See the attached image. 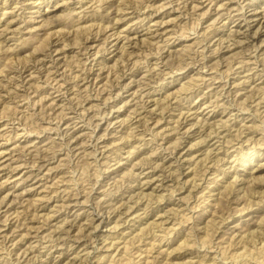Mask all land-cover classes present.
<instances>
[{
  "label": "rangeland",
  "instance_id": "rangeland-1",
  "mask_svg": "<svg viewBox=\"0 0 264 264\" xmlns=\"http://www.w3.org/2000/svg\"><path fill=\"white\" fill-rule=\"evenodd\" d=\"M3 1L4 0H0V39L4 41H0V43L4 44V49L9 51H0V79H2V81H0V91H2V95L0 96V153H3L2 156L0 155V187L5 188L3 189L4 193L10 190L13 194L8 196L10 199L0 210V214H4L9 207L12 208L14 213L11 215L13 221L12 228L9 229L12 241L7 243L10 249L2 248L3 243H0V264H6L4 261L7 259H14L15 251L23 250L30 244L35 245L37 241H39L38 245H40L41 242H47V239H41L40 236H37V233L34 232L28 237L24 236L27 229L16 228L18 230L13 232V227L20 221L24 222L31 217H36L37 220H34L33 223L38 226H43L39 227V230H44V233L50 232V229L55 228L56 225L62 224L61 220L67 214L66 207L62 205L65 203V199H63L62 195H69L72 191L76 192L77 189L81 191L80 194H84L83 196L80 195V200L83 202L87 196H89L90 199H94L95 196L102 195L104 193L102 191L107 192L109 189H114L112 192L115 190L119 192L122 188L124 189L125 186L128 188V184H132L133 188L129 190L130 196H128L127 193L123 199L127 201L128 204H133L144 192L148 195V198H153L152 201L159 199L160 205L164 206L165 201H160V198L162 195L169 196L171 192L170 189L174 184L179 186L181 183H186L188 179V184H190L196 179L194 177V171H192L193 169L195 170V167H193L195 166V162L193 163V160H189L187 161L188 163L185 164V162H182V158V160L176 161L171 165L172 168H177V165H181L179 167L182 171L180 175L181 181L178 183L177 181H168L166 178L163 180L162 178L164 176L161 171L153 175V169L149 168L151 165L150 162L142 167L135 166L133 168L131 165H134L136 162L148 160L151 157L152 151L155 149L154 147L160 144L168 145L171 140L175 139L179 135L176 131L171 130L173 128L172 126L176 124L175 120L182 110L187 111L189 106H193L199 103V101L204 102L201 103V106L197 109L196 113L198 115L200 113L199 117L205 116L212 121V123L215 121L222 123L227 120L230 124H233L236 118L242 120L243 117H245V120H242L247 126L245 127L244 125L242 127L245 129L244 136L246 134L248 136H254L253 142H256V146H252L254 143L245 144L240 153L241 157H245V162L237 163L240 170V182L236 183V187H240L241 189L244 188L241 193L244 194V197L242 198V203L235 209L239 210L244 204L247 206L254 205L253 207H248L242 213H237L236 217L229 221V224L230 226L237 225L238 227L232 234L234 235L236 233L234 236V243L237 241L235 247H239V250L243 252L246 250L245 254H248V259H251L248 261L245 260V264H264V154L261 155L264 151V131L262 125L259 124L261 123V115L254 112L256 110L254 106L256 102H254V105L249 109L233 107V111L229 113V109H227L226 112H220L223 110V106L216 107L219 112L217 111V113H215L216 116H213L214 108L213 105H211L210 98H202L203 96H210V87H205L203 84V86L201 85V89L203 90L199 89L196 92L198 95L194 93L193 97L187 98L191 94L190 92L198 87L197 83H202L201 72L212 74L216 77L222 75L223 78L219 77L215 84L228 81V90L231 89V91L234 92L239 88L240 94H238L237 98H239L241 106L247 107L248 104L251 105L250 97L247 94L252 92V90L255 91L256 96L259 94L264 96L263 78L257 79L252 85H249V83L236 84L244 79L246 73L251 74L255 72V70H263L264 68V31H262L260 37L257 38V44L244 41L242 45L237 46L238 43H236V40L238 38V40H242L244 36H234L233 34L230 36V33L233 32L232 29L238 27L239 20H237V17L240 16V9H238V7H240V4L248 6L250 0H215L219 4L222 1L229 2L230 8L226 15L219 16L217 19V14L213 6L217 7L218 4L211 3L210 0H176L182 7H178L179 5L176 2L171 3L170 1L172 0H126L131 3L133 8L124 9L122 11L125 20H121L117 26L115 25V28H111L113 24L112 15L107 21L104 20L106 22L105 25L111 21L108 28L105 29L102 28L101 24L104 21L101 23L96 21L94 25H90L93 22L88 20V14H97L96 10L99 8V1L96 0H80L78 2H74L77 0H45V2H43L44 0H18L20 2H18L17 6L13 3L16 0H9L10 3H13L11 7L9 1H7L8 3L6 5ZM112 1L118 2L119 0H111V2ZM254 2L255 3L252 5L253 8H259V11L264 9V0H254ZM47 3L53 7H57L51 13L49 12L50 15L46 12L48 9ZM109 4L110 3L104 4L101 10L103 8L107 9V11L111 10L112 6L109 8ZM196 4L198 6L195 7L194 5ZM115 6L116 3L113 4V7ZM209 6V9H213L212 13H209L210 10H207ZM4 11L12 12H8L4 15ZM144 11L145 13H143ZM150 12H152V14ZM230 12L231 16L229 14ZM84 13L87 17L84 16L83 19L81 16L80 18L79 15H83ZM143 15H147V18L145 20H140V16L142 17ZM137 21L143 22L139 23ZM79 22L80 25H83V28H81L82 26L78 28L77 24ZM198 23L200 24L198 25ZM253 23H257L256 26L252 28L256 30L262 22L256 20ZM9 25L10 28L6 30ZM159 25L166 26V30L165 28L157 30ZM132 26L133 28L137 27V30H140L141 34L137 35L138 38L133 39L132 47L129 45L126 46L125 49L127 52L125 53L124 49V53H122L121 46L125 43L129 44V41L127 38L117 40L116 38L119 35L117 31H121V36L123 37L128 34L132 36L135 34L130 29ZM148 26L150 29H148ZM127 29L129 31H127ZM262 30H264V28H262ZM149 31L154 32L151 34L145 33ZM155 31L158 32L155 33ZM77 32H81V35L79 36L78 34L77 36ZM115 32L117 33L115 34ZM215 33H217V35L213 36ZM88 35L89 39L86 40V36ZM107 35H110L108 39V41H111L110 44H108ZM145 37L146 39H144ZM227 44H231L230 48H233V50L229 51L228 49L230 48L222 46ZM36 45L39 46L40 51L37 50V55L45 57L44 65L41 67L34 66L33 57L34 55L37 56L34 50ZM203 45H207L205 51L208 56L214 58L213 66L199 69L202 64L200 65L201 62L197 61V58L202 57L201 51L204 48ZM22 46L23 51L14 57L15 54H12V51H10L11 48ZM87 46L89 48H86ZM220 46L222 49L216 52L217 48ZM98 49H100V51H97ZM128 51H132V54H128ZM46 52L51 55L45 56ZM247 53L255 54L256 57H254V60L257 59L262 62V65L255 67L256 69L240 74L239 71L236 72L239 68L237 64H235V71L230 72L231 68L229 65L231 62L229 61L235 58L236 60H240L246 57ZM87 58L89 59L87 60ZM219 60L222 61V63L217 65ZM135 61L137 63L135 67L140 70L136 79H142L144 83L140 84L139 81H133L130 87H127L118 95V89L114 86L112 89L111 84L115 82L118 84L119 80L124 81L123 75H130V69H128L127 72L126 69L128 67L131 68ZM54 62L56 64L55 67ZM127 62V67H125ZM167 63L170 66H167ZM256 64L257 63H253L251 66H257ZM91 65L92 68L90 67ZM153 66H156V69H153ZM18 68L23 69L25 77L24 82H21L22 77L20 79L19 77L15 78L14 74ZM152 69L153 72H161L159 73L158 83L154 82L153 78L151 81L150 77H143L144 74L148 75L149 71ZM166 71H170V73H166ZM87 72H92L94 76L96 73L102 74L103 79L99 85L97 86L94 84L92 87L94 88L96 86L95 89L88 90V87H85L86 85L81 87L82 83L85 82L84 80L80 81V85H74L78 82L77 75L80 74L81 78ZM8 74L12 76V78H10ZM229 74L230 76L227 77ZM56 75L58 81H60L59 84L63 82L62 79H67V82H69L64 83L67 87H60L62 91H57V89L53 87L56 85L57 81H53L52 79ZM104 76L106 77L104 78ZM49 77L52 79L48 80ZM8 78L9 80L12 79V81H8ZM129 80V77L125 78V81ZM51 81H53L52 84L50 83ZM162 83H166V86ZM59 84H57L56 87H58ZM255 85L256 88H253L252 86ZM102 86L105 88L102 95L104 94V96L109 97L111 96L109 92H112L113 95L109 103L111 105L113 103L116 104V109L104 118L102 114L105 113L108 106L106 107L103 102L101 103L102 107L99 105L96 106L95 103L102 101L99 98H92L90 102L86 100L88 96L95 97V93ZM142 86H146V89L151 91L149 95L144 96L146 101H144L145 106L143 102L139 105H137L138 103L135 104L137 101L140 102V98H135V96L132 95L134 91L140 90ZM78 87L81 88L78 89ZM232 94L231 97L236 95L235 92ZM241 95L243 96L241 97ZM213 98H215V95ZM128 99L131 103L124 106L125 101ZM243 99L247 102H242ZM236 100L237 99L232 102L233 105L236 104ZM71 104H84L89 108V114L87 113V118H85V122L88 123L87 127H82L79 131L81 135L79 141L83 139V142L79 143L72 151L70 150L71 146L66 147L64 145L65 143L61 141L55 129L49 128L57 124H62V119H66L62 118L65 111L71 115L69 113L70 109L67 107ZM262 105L261 110L264 109V102H262ZM136 108H138L137 112H135ZM145 114L147 118L150 117V115H153L154 118L145 122ZM162 114H164V117L156 124V119L162 116ZM118 115H120V117H118ZM113 116L114 120H118V122L115 126H110L108 131H105L107 119L109 117L113 118ZM193 116L195 115L189 117V122L195 120ZM98 122L103 128H100V126L97 128ZM257 124L259 125L257 126ZM64 125L65 124L62 126ZM136 125L138 127L134 129V135H128L127 133L131 130V127ZM237 127H239V125H236L234 130H231L233 134L237 132ZM95 129L96 131L94 132ZM190 134L191 135H185L184 143L178 150L180 151L179 153H189L188 156L192 157V159L202 158L205 148L211 146L217 139L210 138L207 140L209 141L208 144L206 142L199 145L196 143H199L201 139L199 136L200 133L196 131ZM96 135L100 137L97 141L100 145V149L95 154L96 156L98 155V159L94 160L96 156L93 153L94 147L90 142ZM161 135H165L166 138L162 140ZM122 136H125L124 139L121 138ZM228 137L230 138L233 136L230 135ZM153 138L157 140L153 141ZM125 140L128 142L125 143ZM234 140L235 142L238 141H236V139ZM27 141L29 144L24 146ZM19 144L21 146H19ZM34 144L43 147V155L48 154L47 156L54 157L51 162H46L42 170H39V168L36 167L37 165L33 167L32 164L34 159L32 157L29 158L28 155L34 153L35 147L32 146ZM199 147L201 148L199 149ZM101 150L105 153L103 154L102 152L101 154ZM130 150L135 151L130 155ZM70 152H73V155L72 153L70 154ZM184 157L188 159L186 155ZM111 158H113L111 165H108L107 162ZM25 159H27V163H25ZM171 161L166 165H169ZM190 163L192 164L191 168L189 167ZM15 166L17 168H15ZM131 169L135 171L144 170V173L140 174L138 180L131 179L133 181H128L130 179L128 172H130ZM38 172H40V174L36 175ZM202 172L203 168L199 173L201 174ZM31 173L32 175H30ZM158 174H160V177H156L148 184L138 185L140 184L139 181H149ZM231 174L232 175H227L224 179L227 180V184L234 180V172ZM241 178H243V180H241ZM124 179H127V182H125ZM222 183L226 182L222 181ZM163 185L166 186L163 187ZM56 189L58 191H55ZM181 190L178 189L174 192V202L165 206V208L161 207V211L157 209L152 210V208H150L141 221L139 220L140 217L136 216L135 219L129 217L128 221L118 227V230L125 229L126 232L130 233L131 230H135L134 228H137L136 231H139V227H142L144 231L140 232L138 237L142 240H151V237L147 235H151V230H153L151 227L158 225V223L160 226V221L167 218V212L164 213L165 209L171 206L175 208L186 206L185 204H181L182 200H180V197H184L187 192H182ZM233 194L234 191L229 194V196H232V199L233 196H235ZM113 196L114 194H111V192L107 194L108 199ZM146 198L147 196L144 197V200ZM262 199L263 201L260 202ZM192 201H194V197ZM194 203L195 202L192 204ZM86 204V208H88L91 203L89 202ZM157 204V202L154 203V205ZM231 205L235 206V203L227 201L226 195L222 203L219 204V208L223 212H226L227 215V210H231V212L235 210ZM203 207L204 206L201 205L198 210L194 209L192 212L194 216L198 213L200 214ZM73 208V211L77 210L81 211V213L84 211L78 209V205ZM96 212L97 211H94L93 215L97 219L98 215L95 214ZM17 213H20L19 220L17 219ZM162 213L163 215L159 216V214ZM88 214L89 211L82 214V219L79 223L83 222V226L91 220L87 218ZM139 214L143 215V209L139 211ZM48 215H51L49 217V219L51 218L50 223L47 219ZM28 216L29 218L25 219ZM100 216L102 218L104 217V220L98 228L92 230V234H94V236L96 235V237H93L95 242L89 246V257L81 264H102L106 260H99L102 256L107 258V263H109V260L112 259V255H117L113 257V259H117L114 264H124L127 260V258L125 259L126 255H130L134 259L137 253L134 254L133 252L138 249V247L135 246L132 247L133 251L118 254L126 243L122 240L120 242H115L118 246L112 245L109 246L110 248H106L111 244V241L117 240V230L113 228L117 223L112 220L110 221L106 215L103 216L100 214ZM91 217L92 213L89 215V218ZM210 217L211 216L208 218ZM2 218H5V216L2 215ZM195 218V222H189L188 220L183 221L182 224L176 225V227H179L177 231L183 228H186V230L178 237L173 233L174 238L177 237V239L171 242V245L168 244V242L172 238L168 239L165 244L164 242H155L151 249V254L153 253L154 256L156 255L157 258H155L152 264H194V262H196L195 264H199L204 260L207 261V263H212L213 260H215L213 258H206L202 255L190 253L191 251H197L199 248L201 250L200 253L204 255L206 246H202L201 242L207 243L210 236L206 233V220H208V218L200 225L205 228L197 230L196 227L198 222H201L203 219L201 217L199 218V216ZM219 219L220 217L217 218V221ZM100 220L101 218L97 220L96 223ZM164 222L163 225L165 226L172 224V222ZM129 223L130 227L127 226ZM192 224L193 226L196 225L195 228H191ZM0 225H2V229L5 228L3 222H0ZM215 226H213V228H215ZM72 229L73 234L79 231L78 227H73ZM224 230H227V228H220L213 234L215 242L222 243V248H218L217 244H215L213 248L207 246L209 254H214L215 251H217L219 257L222 258V256L228 255L229 252H234L235 247H227L226 245H228V243L223 242L225 239L222 236ZM244 234L245 236L242 237ZM130 236L131 235H129V237ZM188 236L189 239L185 240ZM74 238L75 237L72 235L68 241L70 240L69 242L73 243L75 241ZM1 240L0 238V242ZM129 242L130 240H128L127 243ZM141 244L144 245V242L142 241ZM148 246L150 247L151 245ZM61 247L63 249L72 248L67 245ZM163 249L168 250L164 251ZM40 250L45 249L41 247ZM69 252L71 257L69 260L64 255L60 256L58 252L55 253V255L58 256L56 258L58 263L52 262L51 264H73L72 260L74 258L72 257L76 252H74V248ZM164 252H166L165 256ZM37 253H39V251ZM77 253L85 257L87 252L85 249L78 248ZM144 254L147 253H143V255ZM44 257L47 258V255ZM141 258L144 260V256ZM191 260H193V263L190 262ZM78 262L79 261L75 263L77 264ZM220 263L221 260L215 262V264ZM7 264H12V261H9ZM223 264L228 263L225 262Z\"/></svg>",
  "mask_w": 264,
  "mask_h": 264
},
{
  "label": "bare ground",
  "instance_id": "bare-ground-1",
  "mask_svg": "<svg viewBox=\"0 0 264 264\" xmlns=\"http://www.w3.org/2000/svg\"><path fill=\"white\" fill-rule=\"evenodd\" d=\"M7 1H9V0H4L3 3H5V5H6L8 3ZM78 1H80V0H77L74 2H78ZM96 1H99V3H98L99 8L96 10L97 11L96 15L95 14H93V15L88 14V20H91L93 22L90 25H94V23H96V21L98 23H101L104 20L107 21L113 15L112 16V21H113L112 23L113 24H112L111 28H115V25L117 26L121 20H125V18L123 17L122 11L124 9L133 8L131 3L127 2L126 0H119V1L116 0L118 2H115V1L111 2V0H96ZM178 1L172 0L170 2L171 3L176 2L179 5ZM228 1H230V0H228ZM18 2H20V1L16 0L13 3H15L16 4L15 6H17ZM43 2H45V0ZM210 2L218 4L217 7L213 6V9L215 10V12L217 14L216 19L219 16L226 15L227 11L230 9L229 8V2H223L222 1V2H220V4L218 2H216L215 0H210ZM9 3H10V1H9ZM13 3H10V7L12 6L11 4H13ZM108 3H110L109 8H111V6H112V9L107 11V9L103 8L101 10V7H103L104 4H108ZM115 3H116V6L113 7V4H115ZM254 3H255L254 0H250L248 2V6H246L244 4H240V7H238V9H240L239 10L240 16L237 17V20H239L238 27L236 29H232L233 32L230 33V36L232 34L234 36H237V35L238 36L239 35L244 36V38H242V40H238L239 38L236 40V43H238L237 46L242 45V43L244 41H246L248 43L257 44L256 43L257 38H259L262 31H264V30H262V28H264V9L259 11V8H253L252 5ZM47 6H48V9L46 11L47 14H49V12L51 13L52 11L55 10V8H57L56 6H54V7L51 6L49 3H47ZM81 6H83V5H81ZM194 6L196 7L198 5L196 4ZM178 7H182V6L179 5ZM4 8H7V7H4ZM40 8H41V6H40ZM209 8H210V6L207 8V10H210L209 13H212L213 9H209ZM8 12H12V11H4L3 14L5 15ZM108 13H110V14H108ZM143 13H145V11ZM150 13L152 14V12H150ZM150 13H149V15L151 16ZM229 14L231 16V12ZM119 15H122V16H119ZM79 16H80V18L82 16L83 19H84V16L87 17V15H85V13L83 15L81 14ZM146 18H147V15H143L142 17L140 16V20H145ZM114 19H115V21H114ZM256 20L258 22H262V23L258 26V28L256 30H253L252 28H254L257 24V23L255 24L253 22ZM105 21L103 23H101L102 28H104V29L108 28L109 24L111 23V21H110L107 25H105V23H106ZM137 22L142 23L143 21H137ZM199 24L200 23H198V25ZM77 25H78V28L80 26H82L81 28H83V25H80V22ZM9 28H10V25L6 28V30H8ZM164 28L166 30V26L159 25L157 27V30H161ZM130 29H131V31H133L135 33L132 36H131V34H128L127 36L123 37V36H121V31H119V30L117 31L119 33L118 37L116 38L117 40L127 38L129 41V44L125 43L121 46L122 53H124V49L126 46L129 45L130 47H132L133 39L138 38L137 35L141 34L140 30H137V27L133 28V26H132V28L130 27ZM148 29H150L149 26H148ZM127 31H129V30L127 29ZM117 32H115V34ZM153 32L154 31H152V32L149 31V32H145V33L151 34ZM157 32L158 31H155V33H157ZM78 34L80 36L81 32H77V36H78ZM216 35H217V33L213 34V36H216ZM86 37H85L86 40L89 39V35ZM109 37H110V35L109 36L107 35V41H108ZM144 39H146V37ZM0 41L3 42L4 40L0 39ZM110 43H111V41H108V44H110ZM3 45L4 44L0 43V51H3V52L9 51L7 49L5 50ZM203 46H204V48L201 51L202 57L197 58V61L201 62L200 65L202 64V66H200L199 69H201L202 67H208V66L212 67L213 66V59L214 58L209 57L207 52L205 51V48H207V45H203ZM222 46H227L228 48H230L231 44L222 45ZM105 47H106V45H105ZM86 48H89V47L87 46ZM220 49H222L221 46L217 48L216 52H219ZM34 50H35L36 55H37V53H38L37 50L39 51V46L36 45ZM108 50H109V48H108ZM228 50L229 51L233 50V48L232 49L230 48ZM10 51H12V54L14 53L15 54L14 57H16L17 54H20L23 51V46L11 48ZM97 51H100V49H98ZM88 52H90V51H88ZM126 52L127 51L125 49V53ZM128 54H132V51H128ZM47 55H51V54H49V53L47 54V52H46L45 56H47ZM212 56H213V53H212ZM130 57H131V55H130ZM254 57H256L255 54L247 53V56L240 59V60H236V58L230 60L229 61V62H231V64L229 65V67L231 68L230 72L235 71L234 70L235 64H237V66L239 68V70H236V72L239 71L240 74L244 73L246 71L256 69L255 67H259V65H262V62L258 61L257 59L254 60ZM158 58H160V57H158ZM88 59L89 58H87V60ZM33 60H34V66H36V67L40 66L41 67L44 65L45 57H40L39 55H37V56L34 55ZM37 63H38V65H37ZM220 63H222V61L219 60L217 62V65H219ZM253 63H257L256 64L257 66H251V64H253ZM127 64H128V62L126 63L125 67H127ZM135 65H137L136 61L132 64L131 68L128 67L126 69V72L128 71V69H130V72H129L130 75H128V74L123 75L122 74L124 81L119 80L118 84H116V82L111 84L112 89H113V86L118 89V91H117L118 95L121 94L122 91L125 90L127 87H130L133 81H139L140 84L144 83V81H142V79H136L137 75L140 73V70L137 69L135 67ZM55 66H56V64L54 62V67ZM167 66H170V65L167 63ZM23 67H25V66H23ZM90 67L92 68V65ZM155 67L156 66H153V69H156ZM84 69H85V67H84ZM153 69L151 71H149L148 75L144 74L143 77H145V78L150 77L151 81L153 78L154 82L158 83L159 73H161V72H153ZM55 72H57V71H55ZM166 73H170V71H166ZM92 74H93L92 72H87L81 78H80V74H78L77 75L78 82L74 85H80V81L84 80L85 82L82 83L81 87L83 85H86L85 87H88V90L95 89L96 86L94 88H92L93 85L96 84L98 86L103 78H102L101 73H96L95 76ZM14 75H15V78L19 77V79L22 77L21 82H24L25 77H24L23 69L18 68V70L15 72ZM8 76H9V74H8ZM226 76H224V77H226ZM229 76H230V74L227 77H229ZM9 77L12 78V76H9ZM105 77L106 76H104V78ZM127 77L130 78L129 81H125V78H127ZM156 77H158V78H156ZM219 77L223 78L222 75H220ZM219 77H216L212 74L201 72V82L202 83L198 82L197 83L198 87L193 89V91L190 92L191 94L187 98H189L191 96L193 97L194 93H195V95H198V93L196 94V92L199 89L203 90V89H201V85L203 86V84L205 87H210V91H209L210 96H203L202 98L203 99L206 97L210 98L211 105H213V108H214L213 116L214 115L216 116L215 113H217V111L219 112V110H217L216 107L223 106V110H221L220 112L221 113L226 112L227 109H229L228 110V113H229V112L233 111V107H238L239 109H241V108L249 109L251 106L254 105L253 103L256 102V104L254 105L256 107L255 108L256 110L254 112L257 113L258 115H261V118H260L261 123H259V124L262 125L263 131H264V109L261 110V108L263 106L262 102H264V96L260 95V94L258 96H256L255 91L252 90V92L247 94L250 97L251 105L248 104L247 107L241 106L239 103V98H237L238 94H240V92L238 90L239 88H237L234 91L236 93V95L231 97V95H233L232 93H234V92L231 91V89H229V90L227 89V86L229 83L228 81H226L224 83H220V84H215L217 82L216 80ZM262 78L264 79V68H263V70H255V72H253L251 74L246 73V76H244V79L241 80L240 83H236V84L240 85L241 83H243V84L249 83V85H252L253 82H255L257 79H262ZM51 79L52 78L49 77L48 80H51ZM164 79H165V77H164ZM52 80L57 81L56 85L59 84V82H60V81H58L57 75L55 77H53ZM62 80H63V82L60 83L58 85V87H56V85L53 86L57 89V91H62V89H61L62 87H64V86L67 87V85H64V83H69V82H67V79L66 80L62 79ZM0 81H2V79H0ZM8 81H12V79L9 80V78H8ZM53 81H51L50 83L52 84ZM162 84L165 85L166 83H162ZM81 87H78V89H80ZM252 87L256 88V85L252 86ZM104 90H105V88H104V86H102L95 93V97L94 96H88L86 99L88 102H90L92 98H94V99L99 98L102 101L95 103L96 106L99 105L102 107V105H101L102 102L104 103V105L106 107L108 106V109H106L105 113L102 114L103 118L105 116L110 115L116 109L115 103H113L112 105L109 103L111 101V98L113 95L112 92H109V95H111V96L108 97V96H104V94L102 95V92ZM128 91H129V89H128ZM150 93H151V91L146 89V86H142L140 90L134 91V93H132V95H134L135 98H140V102L137 101L135 104L138 103L137 105H139L140 103L143 102V105L145 106L146 101H145L144 96H147ZM245 94H243V95H245ZM1 95H2V91H0V96ZM186 95H188V94H186ZM214 95H215V98H213ZM243 95H241V97ZM235 99H237L236 100L237 102H236V104L233 105L232 102L235 101ZM242 102H247V101L243 99ZM130 103L131 102L128 99L125 101L124 106H126ZM190 103H192V102H190ZM201 103H204V102L199 101V103H196L193 106H189L187 111H184V110L181 111L178 118L175 120L176 124L174 126H172L173 128L171 129L172 131H176V133L179 134L175 139L171 140L168 145L160 144V145L154 147L155 149L152 151L151 157L148 160H145L144 162H142V161H140L138 163L136 162V163H134V165H131V167H133V168L135 166L142 167L143 165H147L150 162L151 165L149 166V168L153 169L152 170L153 175H155V174H157V172L161 171V173H163V176H164L162 178L163 180L166 178L168 181H172V182L177 181V183H178L181 181L180 175L182 174V171L179 168L181 165H177V168H172L171 165L174 164V162H176V161L182 160V158H183L182 162H185V164H187L188 163L187 161H189V160H193V163L195 162L194 163L195 166H193V167H195V170L193 169L192 171H194L193 173H194V177L196 179H194L193 182H191L190 184H188L189 179L187 180L186 183H184V184L181 183V185H179V186L174 184L175 186L173 185L170 189L171 190L170 195L169 196L162 195V197L160 198V201L161 200L165 201L164 206L160 205V203L158 201L159 199H155L154 201H152L153 198H151V197L148 198V195H146L144 192H143V195L139 196L138 199L133 204H128V202L124 201L123 199L127 193H128V196H130L129 190L131 188H133L132 184H128V188H126L127 186H125V188L124 189L122 188L119 192H118V190H115L114 192H112V190H114V189H109L107 192L102 191L104 193L102 195L95 196L94 199H90L89 196H87V197H85V200H83V202L80 200V195L83 196L84 194L83 195L80 194L81 191L77 189L76 192L72 191L69 195H67V194L62 195L63 199H65L64 200L65 203H63L62 205L65 206L68 211L66 210L67 214L61 220L62 224L56 225L55 228L50 229V232L44 233V230H42V229L39 230V227H43V226L42 225H40V226L35 225L33 223V221L37 220L36 217L29 218V216L25 218V219L29 218L27 221H24V222L20 221L15 227H13V230H12L13 232L18 230L16 228L27 229V232L24 233V236L28 237L34 232V233H37V236H40L41 239H47L46 240L47 242H41L40 245H38L39 241H37V244H35V245L30 244L27 248H24L23 250L21 249L20 251H15V258L14 259L10 258V259L5 260L4 262H6V264L9 261H12V264H16V263L17 264H51L52 262L58 263V261H56V258L58 256H56L55 253L58 252L60 256L64 255L69 260L71 258L69 251H71V249L74 248V252H76V254L73 255V257H72V258H74L72 260V263L76 264L75 262L79 261L77 264H81L84 260H86L89 257L88 256L90 253L89 252L90 251L89 246H91L92 243L95 242L94 241L95 239L93 237H96V235L94 236V234H92L93 233L92 230L94 228H98L100 226V224L102 223V221L104 220V217L102 218L100 216V214H102L103 216L106 215L107 218L110 219V221L112 220V221L117 223V225L115 224L113 226V228H116V230H117L116 231V233H117L116 239L117 240L111 241V244L108 245V247H106V248H110L109 246H112V245L118 246V244H115V242H120L121 240L124 243L125 242L126 243L120 249L118 254H122L123 252L127 253L130 251H133V248H132L133 246L138 247V249H136V251L133 252L134 254L137 253V255L134 256V259L130 255L127 256L125 254L126 255L125 259L127 258V260L124 262V264L125 263L126 264H152V262L155 260V258H157L156 255L154 256L153 253L151 254V249H152L153 245L155 244V242H157V241L160 243L164 242V244H165L168 239L172 238L168 242V244L171 245V242H173L175 239H177V237L179 235H181L182 232L184 233L186 230V228H183L182 230L177 231L178 230L177 228H179V227H176V225L182 224L183 221H188V220H189V222H195L196 216H199V218L201 217L203 219L201 222L200 221L198 222L196 230L201 229V228H205L204 226H200V225L203 224L209 216H211L210 218H208V220H206L207 231L204 230L210 236H209V241L207 243L201 242L202 246H206L204 249V251H206L204 255L200 253L201 250L199 248L197 251L196 250L191 251L190 253L202 255L203 257H206V258L215 259V260H213L212 263L211 262L207 263V261L204 260L203 262L201 261L199 264H215V262L218 260H221L220 264H223L225 262H227L228 264H234V263L245 264V262H244L245 260L246 261L251 260V259H248V254H245L246 250L243 252L242 250L241 251L239 250V247H235L237 244V241L234 243V236L236 235V233L234 235H232V234L235 232V229L238 227H237V225L230 226L229 221L233 220L236 217L237 213H242L245 209H247L248 207H253V205H254L253 204V205L247 206L246 204H244V206H241L239 208V210L235 209V208H237V206L239 204L242 203V200H243L242 198L244 197L243 196L244 194H241L242 191L244 190V188L241 189L240 187H238V188L236 187V183L240 182V179H239L240 170L237 166V163L245 162V157L243 158L240 156L241 150H243L245 144L254 143L253 142L254 136L253 135L248 136L247 134L244 136L245 129L242 127L244 125H245V127H247V126H246L245 122H243L242 120H245L244 119L245 117H243L242 120H239L236 118L234 120L233 124H230L227 120H225V122L223 121L224 123L223 122L218 123L217 121L212 123V121H210L205 116L199 117L200 113L198 115L196 112H197V109L201 106ZM82 105H84V104H82ZM82 105L71 104V105L67 106L70 109L69 113L71 115H69L68 112L65 111L62 118H66V119H64V120L62 119V124H57L56 126L49 127L51 129H55L56 133L59 134L61 141H63V143H65L64 145L66 147L71 146V148H70L71 151L79 143L83 142V139H82V141H79V139L81 138L79 131L81 130L82 127H85V126L87 127V124H88L85 122L86 121L85 118H87L86 114L88 113L89 108L86 105H84V106H82ZM137 111H138V108L135 109V112H137ZM191 115H195V116H193V118H195V120L189 122V117ZM145 116H146V119L144 120L145 122L150 121V119L154 118L153 115H150V117H148V118H147L146 114H145ZM118 117H120V115H118ZM162 117H164V114H162V116H160L158 119H156V124L159 123V121L162 119ZM115 118H117V117H115ZM130 120H132V119H130ZM117 122H118V120H114V116H113V118L109 117L107 119L105 131H108L110 126H112V125L115 126V124ZM60 123H61V118H60ZM63 124H65V125L62 126ZM259 124H257V126ZM90 125H91V122H90ZM236 125H239V127H237V129H236L237 132L233 134L231 132V130L232 129L234 130V127ZM99 126H100V128H103V126H101L100 123L98 122L97 128ZM136 127H138V126L137 125L132 126L131 130L127 134L128 135H130V134L134 135V129H136ZM95 131H96V129L94 130V132ZM196 131H198L200 133L199 136L201 137V139L199 140V143H196V144L202 145L203 143H206V142L208 144V142H209V141H207L208 139H210V138L211 139L217 138V139L211 146H207V148H205L204 156L202 158L192 159V157L188 156L189 153L188 154L187 153L183 154V152L179 153L180 151L178 149L183 145L185 135H191L190 133H192V132L195 133ZM2 134H5V133H2ZM17 134H19V133H17ZM263 134H264V132H263ZM165 135L164 136L161 135L162 140H164L166 138ZM230 135H232L234 138L233 137L229 138L228 136H230ZM124 137L122 136L121 138L124 139ZM9 139H11V138H9ZM99 139H100V137H98L96 135V137H93V139L90 142V144H92L94 147V150H93L94 155L100 149V145H99V143H97V141ZM234 139H236V141L237 140L238 141L235 142ZM152 140L156 141L157 139L155 140V138H153ZM124 142L126 143L128 141L125 140ZM237 143H239V144H237ZM27 144H29L28 141L24 144V146ZM19 146H21V145L19 144ZM32 146H34L35 149H34V153L28 154L29 158L32 157L34 159L33 164H32L33 167H35V165H37L36 167L39 168V170H42V168L44 167L46 162H51L54 157L47 156L48 154L43 155L42 154L43 153L42 152L43 151L42 146H38V145L36 146V144H34ZM252 146H256V142ZM121 148H122V146H121ZM200 148L201 147H199V149ZM231 148H232V150H231ZM134 151L135 150H130V155ZM73 152H70V154L72 153V155H73ZM102 152L103 151L101 150L100 153L102 154ZM164 152H168V153H164ZM104 153L105 152H103V154ZM2 154L3 153H0L1 156H2ZM74 154H76V153H74ZM262 154H264V151L261 153V155ZM185 155L188 157V159L186 157H184ZM97 156L95 157L94 160L98 159ZM153 156H156V157H153ZM113 158H111L107 162L108 165L109 164L111 165V161ZM120 158H121V155H120ZM26 160L27 159L24 160L25 163H27ZM169 161H171L169 163V165H166ZM191 163L189 165L190 168L192 165ZM20 165H22V164H20ZM15 168H17V167L15 166ZM202 168H203V172L200 174L199 172L202 170ZM49 169H51V168H49ZM142 169H144V168H142ZM232 172H234V175H235L234 180L230 181L227 184V180H224V179H225V177H227V175H232L231 174ZM141 173H144V170L143 171H137V170L135 171L134 169L133 170L131 169V171L128 172V176L130 178L128 181L138 180ZM39 174H40V172L36 173V175H39ZM30 175H32V173ZM108 176H110V175H108ZM156 177L157 178L160 177V174H158L157 176H154L149 181H146V182L144 180L139 181L140 184H138V185L140 186L141 184H148L150 181L154 180ZM131 179H133V180H131ZM241 180H243V178H241ZM124 181L127 182V179H124ZM222 181H225L226 183H222ZM166 185H163V187H165ZM3 189H5V188L0 187V210L3 208V206H5L8 203V201L10 199V197L8 198V196L10 194H13V192H11L10 190L7 191L6 193H4ZM178 189H180V190L182 189L181 190L182 192H187L184 195V197H180V200H182L181 204L182 205L185 204L186 206L182 207V208H179V207L175 208V207L171 206L168 209H165L164 213L167 212V218L165 220L160 221L161 222L160 226L158 223V225H156V226L154 225L153 227H151V229H153V230H151V235H147V236L151 237V240H145V239L142 240L138 237L139 236L138 234L140 232L144 231V228H142V227H139V231H136L137 228H134L135 230H131L130 233L126 232L125 229L118 230V227L121 224L128 221L129 217L135 219L137 216V217H140L139 220L141 221V220H143L144 215L147 214L148 209L152 208V210L157 209L158 211H161V209H160L161 207L165 208V206H168L169 204L173 203L175 200V199H173L174 192H176ZM55 191H58V190L56 189ZM233 191H234L233 195H235V196H233V199H232V196H229V194L232 193ZM110 192H111V194H114V196L112 198L108 199L107 194ZM226 195H227V201H230L231 203H235V206L231 205V207H234V209H235L234 212H231V210H227V215H226V212H223L219 208V204L222 203L223 198ZM145 196H147V198L144 200ZM255 196H256V194H255ZM193 197H194V201H192ZM262 201H263V199L260 202H262ZM89 202L91 204L88 206V208H86V206H87L86 203H89ZM156 202L158 204L154 205V203H156ZM193 202H195V203L192 204ZM260 202H258V203H260ZM77 205L79 206L78 209L84 210L82 213H81V211H77V210L73 211L74 210L73 207H76ZM201 205L204 206L202 208V211L200 212V214L198 213L196 216H194V213H192L193 210L194 209L198 210V208ZM141 209H143V215L139 214V211ZM71 211H73V212H71ZM87 211H89L87 218L91 219V220H90V222H88L87 224H85L83 226V224H82L83 222H81V223H79V222L82 219V214L87 212ZM94 211H97L95 213L96 215H98L97 219L93 215ZM13 213H14V211H12V208L9 207L8 209H6L4 214H0V222H3V225H5V228H3V229H2V225H0V238L2 239L0 243H3L2 248L10 249L7 243L12 241V239L10 237L9 229L12 228L13 221L11 219L12 218L11 215ZM91 213H92V217L89 218V215H91ZM2 215L5 216V218H2ZM17 215H18V217H17V219H18L20 217V213H17ZM162 215H163V213L159 214V216H162ZM50 216L51 215L47 216L49 223L51 221V218L49 219ZM218 217H220V219L217 221ZM100 218H101V220L98 223H96V221L99 220ZM163 222L164 223L172 222V224L165 226V225H163ZM150 223H152V222H150ZM215 224H216V226H215ZM127 226L130 227V223ZM195 226H193V224H192L191 228H193V227L195 228ZM213 226H215V228H213ZM73 227H78L79 228L78 230L80 232L78 231V233L73 234L72 233ZM224 227H226L227 230L223 231L224 233L222 234V236H223V238H225L223 240V242L228 243V245H226L227 247H230V246H232V248L235 247V250L233 249L234 252L231 251L228 253V255L222 256V258H221L217 254L218 253L217 251H215L214 254H209L207 246L213 248L215 246V244H217L218 248L219 247L222 248V243L215 242V239L213 238V234L216 232V230H218L220 228L223 229ZM180 228H182V227H180ZM173 233L175 235H177L176 238H174ZM72 235L75 237L74 238L75 241L73 243L72 242L70 243L69 242L70 240L68 241V239H70ZM129 235H131V236L129 237ZM243 236H245V234L242 235V237ZM127 239L130 240L129 243H127L128 242ZM187 239H189V236L185 238V240H187ZM142 241L144 242V245L141 244ZM137 242H138V244H137ZM64 245H67V246L72 247V248L71 249H63L61 246H64ZM148 245H151V246L149 247ZM41 247L45 250H40ZM78 248L86 250L87 253H86L85 257L81 256L79 253H77ZM163 250L167 251L168 249H163ZM38 251H39V253H37ZM43 251H45V252H43ZM143 253H147V254L143 255ZM45 255H47V258L44 257ZM142 255L144 256V260H142V258H141V257H143ZM165 255H166V252H164V256ZM114 256H117V255H112V259L109 260V263H107L108 259L104 258L103 256L100 257L99 260L106 259L102 264H114L115 261H117V259H115V258L113 259ZM138 257H140V258H138ZM136 258H138V259H136ZM161 261H159V262L162 263ZM190 262L193 263V260H191ZM195 263L196 262H194V264Z\"/></svg>",
  "mask_w": 264,
  "mask_h": 264
}]
</instances>
